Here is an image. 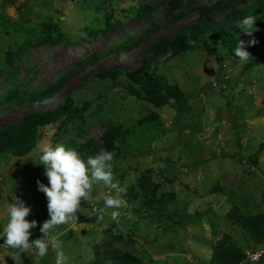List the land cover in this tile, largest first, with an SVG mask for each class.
<instances>
[{
  "label": "rangeland",
  "instance_id": "1",
  "mask_svg": "<svg viewBox=\"0 0 264 264\" xmlns=\"http://www.w3.org/2000/svg\"><path fill=\"white\" fill-rule=\"evenodd\" d=\"M205 7L246 9L257 20L253 28L264 33V0H0V98L15 90L19 97L12 103L18 102L62 82L54 100L26 106L50 108L70 94L83 115L66 132L56 135V128H48L37 150L25 157L0 155V232L8 219L6 204L19 197L31 208L26 219L37 221L30 241L44 238L40 228L50 216L36 181L49 182L39 164L40 148L72 139L84 128L87 136L79 142L92 140L114 157L118 151L112 172L121 191L94 183L77 221L50 233L63 242L68 264H95L110 254H131L142 264H210L225 234L247 253L242 264H264V245L228 219L234 206L245 215L264 213V152L257 156L264 143V64L248 69L247 62L221 49L211 55L205 46L213 43L211 35L156 62V75L184 91L187 108L174 101L156 108L94 77L110 66H140L141 53L190 25ZM109 14L123 25L106 33ZM46 22L60 29L62 42L35 44ZM146 36L144 43L128 48ZM261 54L264 58V50ZM12 103L0 108V128L24 114L23 106L7 108ZM151 114L159 125L140 122ZM118 125L123 129L112 151L104 135ZM109 191L126 206L105 208ZM93 207L99 210L95 215ZM113 211L119 212L117 220ZM8 252L0 247V264H14ZM255 253L261 256L253 261ZM22 264H55V251L49 247L48 255L37 259L30 249L22 254Z\"/></svg>",
  "mask_w": 264,
  "mask_h": 264
},
{
  "label": "trees",
  "instance_id": "2",
  "mask_svg": "<svg viewBox=\"0 0 264 264\" xmlns=\"http://www.w3.org/2000/svg\"><path fill=\"white\" fill-rule=\"evenodd\" d=\"M85 1V0H84ZM180 0H173L178 4ZM139 14L138 16H144ZM248 16L246 9H229L227 7H205L198 12L197 19L190 25L181 28L150 45L143 53L142 64L137 67L128 66H110L95 73L94 77L111 81L123 87L130 95H133L156 108L169 105L172 101L177 107L187 108V99L184 91L176 84H170L162 76L156 75L155 63L161 61L169 51L171 55L164 60H170L190 48L193 43L199 42L203 37L213 36V43L205 42L206 50L211 55H218L219 49L223 50L228 57L234 60H240L234 53L235 47L243 41L244 48L251 54L247 61L248 69L264 64V58L261 56L264 50V33L258 32L254 28L249 32L242 26V20ZM113 14H109L106 21L105 32L108 33L122 26L118 20L114 22ZM240 23L241 27H233ZM59 28L53 22L42 23L38 28L36 45H56L63 41V35L59 33ZM247 33V34H245ZM250 37L251 39H248ZM148 36L143 37L128 48L142 44ZM254 41V43H252ZM31 43V42H30ZM119 50V49H118ZM115 54L111 52L108 55ZM11 54L8 55L9 62L14 61ZM63 83L58 82L49 86L45 90L36 94L27 95L26 98H19L18 102H13L19 94L11 90L3 98H0V108L4 104L7 108L14 106H23L24 114L16 121L10 122L0 128V155L4 157H25L37 150L38 145L46 137L48 128H56L55 134L66 132L76 125L78 119L82 118V112L76 104L75 99L67 94L58 104L50 108L26 106V104L46 103L54 100L63 90ZM21 100V101H20ZM141 123H157L160 121L156 114L145 116L140 120ZM123 125L111 128L104 135L107 147L116 150L115 141L117 136L121 135ZM54 134V135H55ZM87 136L84 128H81L74 134L72 139L64 140L66 148L76 150L79 155L87 161L91 156L97 155L101 151L92 140L79 142ZM264 152V143L261 145L257 156ZM118 151L115 157H118ZM230 223L239 228H244L253 242L257 245H264V213L256 215H245L236 206L229 213ZM105 260L98 259L95 264H142L131 254L111 257ZM247 259V253L236 245L229 234H225L215 245L210 264H242Z\"/></svg>",
  "mask_w": 264,
  "mask_h": 264
},
{
  "label": "clouds",
  "instance_id": "3",
  "mask_svg": "<svg viewBox=\"0 0 264 264\" xmlns=\"http://www.w3.org/2000/svg\"><path fill=\"white\" fill-rule=\"evenodd\" d=\"M256 21L254 16L249 15L241 23L250 32ZM234 53L241 62H247L251 56L245 50L243 41L235 47ZM170 55L171 51L162 56L161 61ZM113 159L114 154L106 149H101L97 155L85 161L76 150L66 148L63 144L54 146L45 144L40 148L39 164L45 167V175L49 183L47 186L39 180L36 183L39 190L46 196L50 218L40 228L44 238L30 241L32 235L30 229L37 226L36 220L26 219L31 208L25 206L24 201L19 197L6 204L8 219L0 232V238L4 240V244L0 247L9 249L7 256L11 257L14 264H22V254L33 248L36 258H43L48 255L49 247L55 251V264H68L69 257L63 250V242L50 233L60 225L77 221V213L80 211L82 201L91 199L90 193L94 183L102 182L109 190L121 191L119 183L114 182ZM103 201L105 208L120 209L126 206V202L113 196L111 191L104 195ZM98 212L99 210L95 207L91 209L94 215ZM118 216V211L111 213L113 220H117ZM100 220H103V216L97 215V221Z\"/></svg>",
  "mask_w": 264,
  "mask_h": 264
},
{
  "label": "built area",
  "instance_id": "4",
  "mask_svg": "<svg viewBox=\"0 0 264 264\" xmlns=\"http://www.w3.org/2000/svg\"><path fill=\"white\" fill-rule=\"evenodd\" d=\"M260 256H261V253H255L251 256V258L253 261H256L260 258Z\"/></svg>",
  "mask_w": 264,
  "mask_h": 264
}]
</instances>
